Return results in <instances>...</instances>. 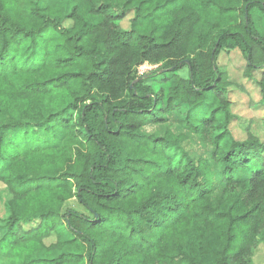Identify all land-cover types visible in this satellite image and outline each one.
I'll list each match as a JSON object with an SVG mask.
<instances>
[{
    "label": "trees",
    "instance_id": "1",
    "mask_svg": "<svg viewBox=\"0 0 264 264\" xmlns=\"http://www.w3.org/2000/svg\"><path fill=\"white\" fill-rule=\"evenodd\" d=\"M53 1L0 0V264H252L264 142L232 135L217 58L239 51L264 103V0ZM187 130L209 159L172 157Z\"/></svg>",
    "mask_w": 264,
    "mask_h": 264
},
{
    "label": "rangeland",
    "instance_id": "2",
    "mask_svg": "<svg viewBox=\"0 0 264 264\" xmlns=\"http://www.w3.org/2000/svg\"><path fill=\"white\" fill-rule=\"evenodd\" d=\"M49 3V2H48ZM53 7L60 9L62 12L67 13L70 10L72 3L69 0H54L52 2ZM80 14L87 18V9L85 5H79ZM249 14L251 22L260 33H264V13L259 10L257 6H252L249 8ZM128 25L127 21L123 22V26ZM217 64L221 70H223L227 79L232 82L229 86L230 89V99L232 101V111L235 115L234 120L230 124V130L232 135L236 139H244L247 137V132L257 135L262 142H264V103L261 101V94L258 85L256 84V78L260 75L259 72H254L251 77H245L243 75V69L245 66V60L239 51H221L217 58ZM158 65H150L147 63L142 64L137 68L135 75H143L148 73ZM186 74V69L183 71ZM171 115V114H170ZM172 122H176V115L172 114ZM170 116V117H171ZM170 127L176 133L180 132V128L177 123H164L154 126L158 133L163 134L166 127ZM186 134V138L180 141L179 145L176 147H170L169 153L175 160L179 159V154L182 150L188 151L192 157L198 159L210 158V153L212 147L206 144L198 135L191 133ZM214 168L212 171V176L219 186V176L220 168L211 162ZM219 193V192H218ZM217 192L212 196V201L214 202L217 196ZM5 200V193L0 186V214L3 212V205ZM76 207L75 200H69L65 203L64 209ZM0 224V235L3 233V229ZM60 238L62 240H67L70 238V234L64 227H59ZM71 250V247L67 244L63 247V250ZM58 253L57 251H46L44 249H39L34 253L35 257H49ZM252 264H264V243L261 244L253 257Z\"/></svg>",
    "mask_w": 264,
    "mask_h": 264
},
{
    "label": "water",
    "instance_id": "3",
    "mask_svg": "<svg viewBox=\"0 0 264 264\" xmlns=\"http://www.w3.org/2000/svg\"><path fill=\"white\" fill-rule=\"evenodd\" d=\"M162 71V70H161Z\"/></svg>",
    "mask_w": 264,
    "mask_h": 264
}]
</instances>
